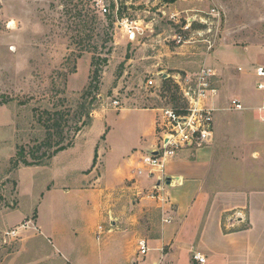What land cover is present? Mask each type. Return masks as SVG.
<instances>
[{"label": "rangeland", "instance_id": "rangeland-1", "mask_svg": "<svg viewBox=\"0 0 264 264\" xmlns=\"http://www.w3.org/2000/svg\"><path fill=\"white\" fill-rule=\"evenodd\" d=\"M123 2L128 8L122 14L141 27L135 40L112 16L97 13L91 0H0V264H72L65 260L70 250L103 245L94 232L88 238L92 207L100 209L96 199H109L101 212H120L112 197H148L154 190L140 186L131 165L118 184L110 176L129 154L147 149L159 108L180 104L177 76L204 65L217 70L222 107L208 144L215 146L210 175L220 174L225 188L238 175L264 186V76L258 75L264 0ZM93 56L99 58L98 80ZM151 77L157 86L145 84ZM232 98L245 109H228ZM61 140L67 148L48 158ZM198 148H188L185 164L207 161ZM22 151L30 161L46 156L41 165L14 167ZM96 152L105 161L99 166ZM93 191L101 195L87 200ZM112 214L96 226L104 225L102 238L111 236ZM141 215L136 238L154 236L159 212L151 207ZM72 258L73 264L84 259Z\"/></svg>", "mask_w": 264, "mask_h": 264}, {"label": "crops", "instance_id": "crops-1", "mask_svg": "<svg viewBox=\"0 0 264 264\" xmlns=\"http://www.w3.org/2000/svg\"><path fill=\"white\" fill-rule=\"evenodd\" d=\"M155 129L154 120L145 140L146 150L156 144L151 139L156 134ZM108 133L102 136L104 142ZM198 150L207 159L206 162L185 164L188 156L185 152L190 149H184L168 163L167 178L170 177L172 182L170 185L164 184L165 190L161 192L163 200L124 194L110 199L113 205L123 207L121 213L116 207L113 210L108 207L105 213L101 212L102 203L105 207L109 199H96L100 209L92 207L94 215L88 238L93 240L98 222L108 219V211L113 213L109 219L112 228L108 232L112 233L111 236L106 235L108 238H102L104 242L95 238L99 243L103 242L98 249L81 244L78 253L74 254L84 259L78 258L76 264H193V254L196 252L206 256V264H264V186L249 185L238 175L236 178L240 180H228L231 188H225L219 182L220 174L214 177L210 175L215 146L204 145ZM97 156V166L102 161L105 163L103 156ZM137 159V154H129L124 165H118L110 176L112 181L118 184L125 179L131 165L135 167L134 177L139 179L140 186L153 187L155 180L152 182L143 178L146 175L137 176ZM102 173L107 180L105 172ZM105 181L103 179V183ZM99 195L93 191L85 198L88 200V197ZM151 207H155L160 215L156 233L154 236L136 238V233L141 231V214ZM139 238H146L150 246L145 256L139 254ZM70 252L65 260L73 264V250Z\"/></svg>", "mask_w": 264, "mask_h": 264}, {"label": "built area", "instance_id": "built-area-1", "mask_svg": "<svg viewBox=\"0 0 264 264\" xmlns=\"http://www.w3.org/2000/svg\"><path fill=\"white\" fill-rule=\"evenodd\" d=\"M91 3L97 13L112 16L114 23L120 26L131 40L137 38L141 32L140 25L136 20L122 14L128 8V3L123 0H91ZM217 75L215 68L204 65L194 74L177 76L176 95L180 104L159 108L160 122L156 129V144L150 150L137 153V176L156 178L154 190L149 197L155 199L163 197L161 192L166 184L167 165L179 151L202 147L213 142L215 116L222 108L216 103L220 93L215 86ZM258 75L264 76V67L258 68ZM145 84L148 87L157 86L154 77L147 79ZM260 87L264 85L260 83ZM262 108L264 109V104ZM228 109L240 111L245 109V105L240 99L232 98L229 100ZM104 233L105 227L100 224L95 232L96 239L100 241ZM149 250L147 239L139 238V254L145 256ZM193 264H206V256L200 252L194 253Z\"/></svg>", "mask_w": 264, "mask_h": 264}, {"label": "trees", "instance_id": "trees-1", "mask_svg": "<svg viewBox=\"0 0 264 264\" xmlns=\"http://www.w3.org/2000/svg\"><path fill=\"white\" fill-rule=\"evenodd\" d=\"M172 1H175V0H172ZM84 23H85V26L87 25V21L84 19L83 20ZM84 41V40H83ZM99 58H97L96 56H93L92 58V65L94 67L93 69V74H96L95 76V80H98L99 79V71H100V67H99V64H98V61ZM107 59H104L103 62H106ZM94 78L91 80L90 82V86H92L94 84ZM177 96V95H176ZM177 98V97H175ZM178 99V98H177ZM3 104L1 101H0V105ZM53 119V118H52ZM51 117H49V121L52 120ZM54 123L59 126L60 125V122L58 123V119L57 120H54ZM52 123L49 124L48 122L45 123V126L49 129L51 127ZM49 132V131H48ZM50 134V133H49ZM48 137V136H47ZM69 143H63V141H59L56 143V145L58 146L55 151H53L52 153L48 154V158H51L55 153L59 152V151H62V150H65L67 148ZM49 145H52L51 143H49ZM97 154V153H96ZM95 154V157H94V160L97 158V155ZM21 155H23L22 159L20 158L19 160H16L14 161V167H18L20 163H24L25 165H41L42 164V161H43V158L44 156H46L45 154L42 156V157H38V159L36 161H30L27 159V155L24 154V151L21 152ZM95 162V161H94Z\"/></svg>", "mask_w": 264, "mask_h": 264}, {"label": "water", "instance_id": "water-1", "mask_svg": "<svg viewBox=\"0 0 264 264\" xmlns=\"http://www.w3.org/2000/svg\"><path fill=\"white\" fill-rule=\"evenodd\" d=\"M164 76L167 77L168 75L165 74ZM171 182H172V179L169 177V178L166 179V182H165V183H166L167 185H170Z\"/></svg>", "mask_w": 264, "mask_h": 264}]
</instances>
